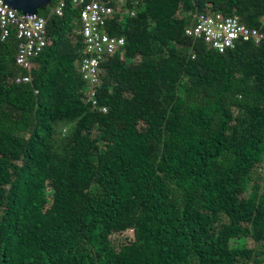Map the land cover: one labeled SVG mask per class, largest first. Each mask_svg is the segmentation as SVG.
I'll use <instances>...</instances> for the list:
<instances>
[{"label":"trees","instance_id":"obj_1","mask_svg":"<svg viewBox=\"0 0 264 264\" xmlns=\"http://www.w3.org/2000/svg\"><path fill=\"white\" fill-rule=\"evenodd\" d=\"M56 2L30 71L0 42V264H264V0H126L93 87ZM217 12L258 42L185 34Z\"/></svg>","mask_w":264,"mask_h":264},{"label":"built area","instance_id":"obj_2","mask_svg":"<svg viewBox=\"0 0 264 264\" xmlns=\"http://www.w3.org/2000/svg\"><path fill=\"white\" fill-rule=\"evenodd\" d=\"M125 1L115 0L116 6H112L101 0H71L74 5L80 6L79 34L84 43V56L78 70L91 87L98 82L101 61L124 45L123 37L109 34L105 27ZM2 3L3 0H0V42L13 32L18 42L16 63L30 71L34 66V59L46 46V19L38 14H23ZM64 5L65 0H57L52 12L60 15ZM184 32L187 36L202 38L219 52L233 48L238 40L253 39L258 42L261 36L257 28L247 26L237 15H224L220 12L197 14ZM29 78V74H23L17 76L16 81L26 82ZM91 92L93 95V91Z\"/></svg>","mask_w":264,"mask_h":264},{"label":"water","instance_id":"obj_3","mask_svg":"<svg viewBox=\"0 0 264 264\" xmlns=\"http://www.w3.org/2000/svg\"><path fill=\"white\" fill-rule=\"evenodd\" d=\"M54 0H3L2 4H7L9 8H14L23 14H38L43 16L44 10L39 8L50 5Z\"/></svg>","mask_w":264,"mask_h":264},{"label":"rangeland","instance_id":"obj_4","mask_svg":"<svg viewBox=\"0 0 264 264\" xmlns=\"http://www.w3.org/2000/svg\"><path fill=\"white\" fill-rule=\"evenodd\" d=\"M113 238H114V240H116L117 242H120L121 240H123L124 239V236H114L113 235ZM247 243H248V241H247Z\"/></svg>","mask_w":264,"mask_h":264}]
</instances>
